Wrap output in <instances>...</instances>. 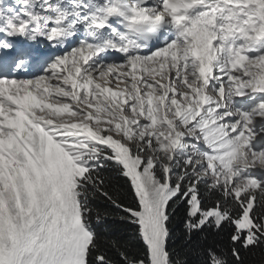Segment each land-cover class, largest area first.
Instances as JSON below:
<instances>
[{"label": "snow or ice", "instance_id": "6c2138e0", "mask_svg": "<svg viewBox=\"0 0 264 264\" xmlns=\"http://www.w3.org/2000/svg\"><path fill=\"white\" fill-rule=\"evenodd\" d=\"M0 264H264V0H0Z\"/></svg>", "mask_w": 264, "mask_h": 264}, {"label": "trees", "instance_id": "16d2710c", "mask_svg": "<svg viewBox=\"0 0 264 264\" xmlns=\"http://www.w3.org/2000/svg\"><path fill=\"white\" fill-rule=\"evenodd\" d=\"M180 227H182V224H181V222L178 220L177 221V228H180ZM258 259V258H257Z\"/></svg>", "mask_w": 264, "mask_h": 264}]
</instances>
